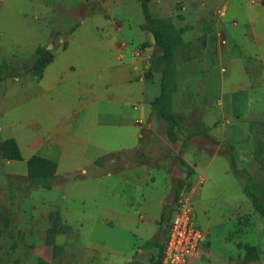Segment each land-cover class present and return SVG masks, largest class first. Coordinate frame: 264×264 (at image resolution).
<instances>
[{
  "label": "rangeland",
  "instance_id": "1",
  "mask_svg": "<svg viewBox=\"0 0 264 264\" xmlns=\"http://www.w3.org/2000/svg\"><path fill=\"white\" fill-rule=\"evenodd\" d=\"M149 7L162 32L173 39L170 65L157 45L151 65L144 68L154 79L156 99L165 82L168 109L189 128L206 125L218 143L194 138L180 155L184 137L177 132L171 141L159 118L139 151L103 154L114 149L116 139L101 131V123L111 121L110 112L116 111L106 105L86 110L98 124L87 137L94 145H86L85 153L73 152L79 145L70 135L61 150L55 144L60 137L48 135L42 125L55 109L39 107L49 97L16 94L23 91L17 86L8 99V91L25 79L40 78L37 66L50 56L54 60L59 50L56 73L79 56L94 60L100 53L96 60L104 58L101 52L110 49L104 17L124 9L144 19L141 2L0 0V264H105L108 250L120 263L137 246L151 249V264H160L172 211L186 196L193 198L196 225L205 234L201 247L224 233L237 246L234 264L245 257L247 246L259 251V259L249 264H264V217L245 193L264 206V0H149ZM79 25L81 44L72 39L69 45L70 32ZM143 40L140 35L138 41ZM94 87L99 89L97 83ZM110 91L102 89V94ZM55 101L73 108L72 96L50 102ZM67 125L73 130V116ZM11 131L26 159L38 155L57 163L50 190H37L26 175L11 173L18 164L2 152L3 142L13 138ZM229 146L238 158L236 169ZM98 155L99 160L90 161ZM180 156L192 175L181 169ZM164 209L168 214L161 222ZM142 239L147 241L141 244Z\"/></svg>",
  "mask_w": 264,
  "mask_h": 264
},
{
  "label": "crops",
  "instance_id": "2",
  "mask_svg": "<svg viewBox=\"0 0 264 264\" xmlns=\"http://www.w3.org/2000/svg\"><path fill=\"white\" fill-rule=\"evenodd\" d=\"M123 11L124 9H122V12H114L111 15L107 13L104 17L110 33L109 42H104L106 47L110 49L107 53L101 52L106 58H100L97 61L96 56L100 53L95 56L94 60L90 57L79 56L77 60H73V63L63 66L56 73L54 71L56 61H59L63 53V50H59L40 78L27 79L26 82L25 79L21 81L20 85L12 86L7 93L8 99H11V94L12 92L14 93L16 87L22 86L23 91L15 92L16 94L23 93L25 96L33 97L35 93H38L49 97L44 105L41 101L39 107L42 108V111L45 107H55V109L49 114L52 118L44 119L45 121L42 125L45 128L47 127L48 135L60 137L55 144L61 150L65 147V141L70 135H73V143L79 145V148L73 152L81 151L85 153L87 152L85 150L86 145H94L90 143L87 137L91 132L96 131L97 128L94 127L98 126V124L92 123L91 115L86 113V110L95 106L99 110L106 105L116 107V111L110 112L109 115L114 116L111 118L112 120L102 122L100 125V127L104 126V128H101L103 134L116 137L113 141L114 149H109L103 154L111 153V151L112 153L114 151L124 153L139 151L143 145L144 137L153 133L155 125L160 120L155 114L153 106L156 100L154 79H148L144 71V68L147 69L149 64L151 65V59L155 55V47L157 46L155 38L145 27V17L144 19L142 17L134 19L131 14ZM87 21L88 16L82 19L80 24L84 25ZM80 28L82 27L79 25L69 36V45L72 39L73 42H76ZM140 35L144 38L141 42L138 41ZM77 41V43L81 44L79 39ZM82 42L83 44L85 43V41ZM145 42L147 46L143 49ZM67 49L66 51H68ZM110 58L111 60L109 61ZM72 72L73 74H71ZM96 83L99 85V89L94 90ZM105 88L111 91L102 94V89ZM63 95L73 97V108L72 103L50 102L53 101V97ZM127 108H131L132 111H127ZM117 110L118 113H116ZM83 112L86 113V116L82 114ZM72 116L73 130H70L67 121ZM10 133L17 140L12 134L13 132L11 131ZM49 141L45 143L49 144ZM31 142L36 143V138H33ZM17 143L19 144V142ZM22 156L23 161H13L14 164H18V166H14L18 171L12 170L11 173L21 172L22 175L28 176L27 161L30 158L26 159L23 153ZM99 156L90 157V161L95 163L99 160ZM39 189L41 188H37V190ZM140 220L144 223V220ZM146 241V239H142L141 244ZM138 247L130 256L128 255L125 259L122 258L124 262L118 261L120 263H117L114 259L115 255H113L111 250L106 251L103 256L105 264H129V261L136 254L139 257L135 261L136 263L133 264H151L149 259L151 249L143 251L141 248L138 249ZM142 251L143 253H141ZM237 251V246L233 242L227 241L226 235L223 233L219 240L211 237L209 242L201 247L194 264H234L232 257L235 256Z\"/></svg>",
  "mask_w": 264,
  "mask_h": 264
},
{
  "label": "trees",
  "instance_id": "3",
  "mask_svg": "<svg viewBox=\"0 0 264 264\" xmlns=\"http://www.w3.org/2000/svg\"><path fill=\"white\" fill-rule=\"evenodd\" d=\"M140 2L146 21L145 27L154 36L156 44L163 50L167 63L168 65H170L173 58V39L162 32L163 26L153 18L150 12L149 0H140ZM75 28L76 27H74L70 33H72ZM52 61L53 57H48L44 63L37 66L36 70L39 73H43L46 67ZM147 78L152 79V74L150 71H148ZM167 101L166 84L165 82H163L161 94L159 98L156 99L153 103L154 112L161 120L166 123L168 136L171 141L174 142L177 140V132H179L184 137L180 155L185 152V149L188 147L189 142L194 138L209 139L213 143H218V141L212 137L209 128L206 125L199 124L198 127L189 128V126L185 123V119L183 117L168 109ZM228 151L231 154L232 162L236 169L238 165V158L235 149L229 146ZM2 152L4 158L8 161H23L21 149L14 138L7 139L3 142ZM178 163L181 169L187 175L193 174L192 167L181 156L178 158ZM27 167V178L32 187L45 190H50L53 187L54 179L58 169V165L55 161L35 155L28 160ZM245 193L251 198L254 210L260 216L264 217V206L260 203L256 195L249 193V191H246ZM173 212L174 210L172 211V215ZM167 214L168 212L164 209L161 216V222H164ZM245 223L247 224L246 226H250L249 219H245ZM245 250V257L239 262V264H249L259 259V251L256 246H247ZM163 251L164 247H161L159 252L160 263L162 261Z\"/></svg>",
  "mask_w": 264,
  "mask_h": 264
},
{
  "label": "built area",
  "instance_id": "4",
  "mask_svg": "<svg viewBox=\"0 0 264 264\" xmlns=\"http://www.w3.org/2000/svg\"><path fill=\"white\" fill-rule=\"evenodd\" d=\"M204 240V232L196 225L193 198H181L172 215L160 264H194Z\"/></svg>",
  "mask_w": 264,
  "mask_h": 264
}]
</instances>
